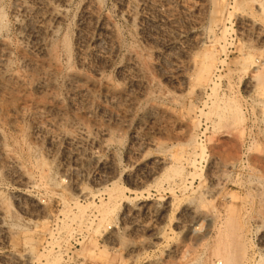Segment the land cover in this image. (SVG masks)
<instances>
[{
    "label": "rangeland",
    "instance_id": "1",
    "mask_svg": "<svg viewBox=\"0 0 264 264\" xmlns=\"http://www.w3.org/2000/svg\"><path fill=\"white\" fill-rule=\"evenodd\" d=\"M262 2L0 0V264H264Z\"/></svg>",
    "mask_w": 264,
    "mask_h": 264
},
{
    "label": "bare ground",
    "instance_id": "2",
    "mask_svg": "<svg viewBox=\"0 0 264 264\" xmlns=\"http://www.w3.org/2000/svg\"><path fill=\"white\" fill-rule=\"evenodd\" d=\"M258 1V0H257ZM260 3V2H259ZM262 3H264V2H262ZM23 7V6H22ZM261 9H264V5H262V4H260V6H259ZM26 8V7H25ZM1 13V12H0ZM61 14V13H60ZM60 14L58 13V14H56V16H54V20L55 21H57L58 19H60L59 17H60ZM1 20V19H0ZM26 21V20H25ZM20 26V25H19ZM58 26V25H57ZM214 41V40H213ZM4 44V43H3ZM213 45V44H212ZM5 47V46H4ZM3 49V48H2ZM7 50L9 49L8 47L6 48ZM45 51V50H44ZM47 52H49V51H47ZM55 52V51H54ZM23 53V52H22ZM3 54V53H2ZM24 54V53H23ZM5 55V54H4ZM4 55H2V56H4ZM204 55V54H203ZM23 56V55H22ZM51 58V57H50ZM247 58H250V57H247ZM4 59H6L5 58V56H4ZM23 59H24V62L26 63V64H28V65H33L34 64V62H33V60L32 59H30V58H28L26 55H24V57H23ZM52 60H53V57H52ZM213 56L211 55V52L210 53H206V55H205V59H204V61H203V63L200 65V71H199V73H198V76L196 77V78H198V80H197V85L200 87V89H201V87L202 86H204L205 85V82H206V79H207V77L209 76V74H210V72H211V69H212V66H213ZM0 64H2V63H4V60L3 59H1L0 60ZM6 63V62H5ZM47 63V62H46ZM248 63H249V61H248ZM2 68V67H1ZM56 68H58V67H56ZM199 69V68H198ZM44 70V69H43ZM45 72V71H44ZM69 77L72 79V80H75V79H83L84 78V76H83V74H81L80 72H72V73H70V75H69ZM5 78V77H4ZM195 78V79H196ZM252 79V78H251ZM249 80V79H248ZM8 81H11V82H13V83H20V81H19V78L18 77H15V76H12L11 78H9V80ZM196 81V80H195ZM253 82V81H252ZM252 82L250 81L249 82V87L250 86H252L253 88H255V87H257V85H255L256 83H254V85L252 84ZM22 83V82H21ZM41 83V82H40ZM1 84L6 88V87H8L9 86V83L7 84V82H4V80H2V82H1ZM93 84H96V82H94L93 81ZM44 85H46V84H40V85H38L39 87H44ZM91 85H92V83H91ZM195 85V84H194ZM208 85V84H207ZM93 86V85H92ZM196 87V86H195ZM259 88V87H258ZM40 89V88H39ZM199 89V88H198ZM105 90H106V95L108 96V97H111V98H114V97H121V95H122V91L121 90H119V89H117V88H115L111 83H107L106 84V86H105ZM198 92L200 91V90H197ZM197 92V94L199 95V93ZM232 103V102H231ZM34 104V103H33ZM32 104V105H33ZM233 104V103H232ZM34 106V105H33ZM230 106V105H229ZM40 107L41 106H39V105H35L34 107H33V111L34 112H38L39 110H40ZM223 108V107H222ZM239 110V109H238ZM229 112L230 113H232V117L230 116V118H232L233 120H234V122L236 123V121H239L240 120V114H239V112L240 111H237L236 110V108L234 107L233 109H232V112L229 110ZM39 113V112H38ZM223 115V114H222ZM220 116H221V114H220ZM219 116V117H220ZM222 117V116H221ZM226 118V117H225ZM229 119V118H228ZM220 120H222V118H220ZM223 120H224V117H223ZM240 122V121H239ZM234 123V124H235ZM199 126V125H198ZM240 132V131H239ZM241 132H243V131H241ZM240 134V133H239ZM242 135V134H241ZM236 137H238V136H236ZM196 138V137H195ZM239 138V140H238V142H236V143H226L225 141L224 142H220V143H218V144H212L211 145V147H210V150H211V154L215 157V160L216 159H218V160H220V162H222V164L224 165V167H229L230 165H232V163H233V161L237 158V153H239L238 152V150H239V145L241 144V137L239 136L238 137ZM226 139V138H225ZM192 146V145H191ZM210 146V145H209ZM244 146V145H243ZM255 147V146H254ZM180 148V147H179ZM204 148V147H203ZM250 148V147H249ZM181 149H182V147H181ZM194 149V148H193ZM255 150V149H254ZM253 150V151H254ZM202 150H200V152H201ZM175 152H177V151H175ZM6 153V152H5ZM174 153V152H173ZM169 153L168 155H167V158L166 159H164L163 161H164V163H167V161H174L175 159H176V155L175 154H177V153ZM192 154V153H191ZM197 154H198V152H197ZM10 155H12V154H10ZM199 155V154H198ZM197 155V156H198ZM180 156V155H179ZM213 157V158H214ZM179 159H182L181 157H178ZM195 159V158H194ZM96 160V159H95ZM217 160V161H218ZM219 162V161H218ZM98 163H99V161H98ZM214 163H216V161L214 162ZM254 163V162H253ZM19 164V163H18ZM172 164V163H171ZM20 165H18V167H19ZM41 166V165H40ZM46 166V165H45ZM1 168V167H0ZM158 170V169H157ZM175 170V169H174ZM29 171V170H28ZM49 171V170H48ZM220 171V170H219ZM218 171V172H219ZM221 173V172H220ZM224 173V172H223ZM44 176V175H43ZM215 176V175H214ZM31 177V176H30ZM30 177H27L26 176V179H25V181L28 183V184H30L31 182H30V179H32V178H30ZM218 177V176H217ZM216 177V178H217ZM215 178V177H214ZM214 178H211V179H214ZM222 179V178H221ZM215 181V180H214ZM217 181V180H216ZM219 181V180H218ZM215 183V182H214ZM33 185V184H32ZM28 186V185H27ZM34 186V185H33ZM29 187H31V185H29ZM80 193L82 194V195H86V192H85V189L84 188H80ZM143 202V201H142ZM2 203V202H1ZM8 206V205H7ZM3 206H1V204H0V213L3 211V210H5V208L3 207ZM195 210L197 209V208H194ZM199 209V208H198ZM202 210V209H201ZM200 212V211H199ZM3 214H4V212H2ZM7 213H9V212H7ZM3 214H2V216H3ZM198 214V213H197ZM207 214H209V212L207 213ZM198 216V215H197ZM195 217V216H194ZM199 217H201V216H199ZM198 219V218H197ZM230 220H232V219H230ZM261 220V219H260ZM234 221V220H233ZM233 221L231 222V223H233ZM261 222V221H260ZM230 223V224H231ZM237 225H238V223H236ZM231 225H234V224H231ZM236 225V226H237ZM3 227V226H2ZM239 227V226H238ZM237 228V227H236ZM231 230H233V228H231ZM235 230V229H234ZM237 231H239L238 230V228H237ZM231 232V231H230ZM236 232V231H235ZM234 232V233H235ZM231 234V233H230ZM241 234V233H240ZM239 233H238V235L237 236H239L240 235ZM233 236V235H232ZM235 237V236H234ZM240 237V236H239ZM238 237V238H239ZM240 239V238H239ZM237 240V239H236ZM228 242V241H227ZM234 242V241H233ZM231 243V242H230ZM235 243V242H234ZM237 244H238V246H239V243H241V241H239V243L238 242H236ZM225 244H227V243H225ZM236 244V245H237ZM228 245V244H227ZM235 245V244H234ZM243 247H242V246ZM240 246H241V249L242 248H244V243H242ZM240 246H239V250H240ZM226 248V247H225ZM235 248H237L238 249V247L237 246H235ZM224 249V248H223ZM234 249V248H233ZM236 249V250H237ZM222 251H224V250H222ZM234 251V250H233ZM235 252V251H234ZM240 252V251H239ZM244 252V253H243ZM241 253H243V254H245V249L243 250H241ZM240 253V254H241ZM237 254H238V252H237ZM227 255V254H226ZM230 256H231V254H229ZM233 255H235L234 253H233ZM232 255V256H233ZM225 256V255H224ZM229 256V257H230ZM229 257L227 256V258L229 259ZM236 257V256H235ZM237 257H239V256H237ZM236 257V258H237ZM234 257H232V259H233ZM236 258H234L235 259V261H234V259H233V264L236 262ZM243 258V257H242ZM262 258H264V257H262ZM29 259V258H28ZM30 260V259H29ZM242 260V259H241ZM241 260H239V261H241ZM222 261H225V260H222ZM227 261V262H226ZM226 261L224 262V263H226V264H230L231 262H230V260H227L226 259ZM223 263V264H224ZM238 263V262H237Z\"/></svg>",
    "mask_w": 264,
    "mask_h": 264
}]
</instances>
